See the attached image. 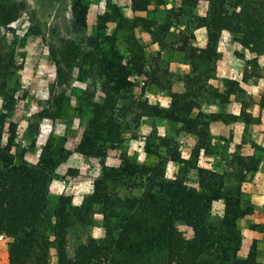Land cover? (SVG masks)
<instances>
[{"label": "trees", "instance_id": "obj_1", "mask_svg": "<svg viewBox=\"0 0 264 264\" xmlns=\"http://www.w3.org/2000/svg\"><path fill=\"white\" fill-rule=\"evenodd\" d=\"M151 2L130 0L129 7L132 13H143L148 11ZM172 2L163 24L145 17L125 18L119 8L109 2L110 11L104 14L101 29H105L107 23H116L110 35L87 38L88 51L85 53L73 43H67L59 55L53 54L58 83H66L77 65L84 75L89 90L87 126L81 139L68 149L55 151L45 146L33 165L24 160L15 161L13 149L17 146L18 126L12 116L16 99L7 90V79L21 67L13 55L5 57L0 52V237L8 240V264H49L52 252L57 255V264H112V245L117 250L134 252L147 262L158 258L160 264H257L256 240L252 241L244 258L238 257L243 240L238 222L254 218L256 213L253 206L243 205L237 191L226 190L222 175L194 166L195 184L184 175L168 179L167 163L191 164L177 151H171L168 157L158 156L152 166L131 163L125 158L120 168H109L105 164L108 157L117 153L122 136L118 95L132 88L133 78L145 75L143 47L131 34L132 45L120 51L116 46L120 30L141 28L147 33L157 27L166 34L182 15L187 14L191 15L195 28L206 29L204 46L179 48L187 53L190 73L184 78L183 89L171 95L168 107L144 99L138 100L135 108L137 119L160 118L176 124L178 132L192 139L193 159L202 151L212 153L208 129L210 121L216 120L196 112L203 94L208 92L203 85L208 71H200L199 65H215L223 33L234 35L237 43L248 52L264 55V2ZM24 7L16 2L0 4V26H9L18 20ZM198 7L205 9L204 16L198 14ZM88 10L86 0L73 2L71 17L75 28H87ZM103 35L109 43L105 48L101 45ZM188 39L195 40V37L192 35ZM153 42L160 43V40ZM84 65L87 70H83ZM238 92L241 87L236 80L223 79L211 94L225 102ZM258 110H264V94L260 97ZM230 118L232 122L251 121L244 106L239 115ZM73 154L91 158L101 166L100 177L93 181L91 193L84 198L86 209L100 205L109 214L116 208L123 212L116 213L119 229L116 240L103 244L92 236L81 237L73 255L69 256L67 235L76 209L70 196L61 195L56 202L51 226L53 238H49L42 228L46 224L49 187L55 171ZM248 165L243 163L244 173L256 168L252 164L251 168L246 167ZM123 175L143 180L144 191L140 197L129 200L110 192V184ZM215 202L222 204L220 217L212 213Z\"/></svg>", "mask_w": 264, "mask_h": 264}, {"label": "rangeland", "instance_id": "obj_2", "mask_svg": "<svg viewBox=\"0 0 264 264\" xmlns=\"http://www.w3.org/2000/svg\"><path fill=\"white\" fill-rule=\"evenodd\" d=\"M74 1L0 0V4L16 2L25 6L18 20L9 26H0L2 56L13 55L21 67L7 79V90L16 99L12 116L18 126L17 146L13 149L16 162L24 160L35 164L45 146L55 151L68 149L81 139L87 126L89 90L84 75L77 65L66 83H58L54 53L59 55L67 43H73L85 53L88 51L87 38L110 35L116 23H107L105 29H101L104 14L110 11L109 2L116 5L125 18L145 17L158 24L166 21L168 10L173 6L172 0H152L148 11L136 14L130 10V0H86L89 6L87 28L79 30L72 24ZM196 11L201 16L206 12L203 7ZM194 26L191 15L187 14L182 15L166 34L157 27L147 33L141 28L134 31L127 28L117 34L116 46L120 51L132 45L131 34L143 47L145 75L133 78L132 88L118 95L122 136L117 153L108 157L105 164L109 168H120L125 158L131 163L152 166L158 156L168 157L171 151H177L191 164L167 163L168 179L184 175L195 184V167L222 175L226 190L237 191L243 205L253 206L256 213V217L238 222L243 238L238 257L244 258L250 244L256 240L257 264H264V110H258L260 97L264 94V55L248 52L237 43L234 35L223 33L215 65H199L200 71H208L203 78L208 92L203 94L200 109L196 112L216 118L210 121L208 129L212 140L211 154L202 151L193 159L192 139L178 132L176 124L160 118L137 119L136 116L138 100L147 99L165 108L170 104L171 95L183 89L190 65L187 53L179 48L201 46L203 28ZM192 35L195 40L188 39ZM101 38V45L105 48L109 43L104 35ZM156 39L160 43L153 42ZM87 69L84 65L83 70ZM223 79L236 80L241 87V92L229 96L225 102L211 94ZM243 106L250 116V123L243 119L232 122L230 116L239 115ZM243 163L250 164L246 166L248 168L251 164L256 168L244 173ZM100 175L98 162L73 154L58 166L50 184L46 224L42 229L53 238L51 226L56 202L61 195L70 196L76 209L67 235L69 256L73 255L81 237L92 236L100 243L109 244L119 233L116 213L123 210L116 208L109 214L100 205L87 209L83 205L85 196L92 191L93 181ZM110 190L112 194L132 200L141 196L144 182L138 177L123 175L110 184ZM221 211V202H215L213 215L220 217ZM112 249V264H160L158 258L147 262L134 252L117 250L113 245ZM0 264H8V240L4 237H0ZM49 264H57L55 252L51 253Z\"/></svg>", "mask_w": 264, "mask_h": 264}, {"label": "crops", "instance_id": "obj_3", "mask_svg": "<svg viewBox=\"0 0 264 264\" xmlns=\"http://www.w3.org/2000/svg\"><path fill=\"white\" fill-rule=\"evenodd\" d=\"M201 31H203V36H202V40H201V46H204L205 44H206V40H207V37H206V29L205 28H203V30L201 29ZM201 46H199V47H201Z\"/></svg>", "mask_w": 264, "mask_h": 264}]
</instances>
